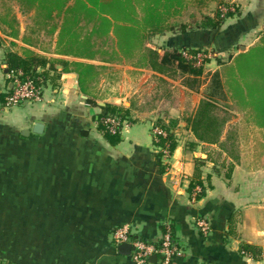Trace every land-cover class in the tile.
I'll return each instance as SVG.
<instances>
[{"label": "crops", "instance_id": "crops-1", "mask_svg": "<svg viewBox=\"0 0 264 264\" xmlns=\"http://www.w3.org/2000/svg\"><path fill=\"white\" fill-rule=\"evenodd\" d=\"M26 8L0 0V263L134 264L111 237L127 225L132 239L152 244L172 228L179 252L172 264H264V129L245 95L207 96L211 75L221 70L216 51L233 59L257 45V18L247 13L215 31L147 38L144 47L159 56L184 53L192 74L167 64L158 72L58 55L57 32L47 33ZM200 49L214 56L203 68L195 65ZM7 53L49 62L36 68L47 77L41 102L5 106L12 90ZM77 64L97 71L85 93ZM203 101L223 121L213 141L191 131ZM107 105L126 116L114 137L100 127ZM161 123H172L170 130Z\"/></svg>", "mask_w": 264, "mask_h": 264}, {"label": "trees", "instance_id": "trees-1", "mask_svg": "<svg viewBox=\"0 0 264 264\" xmlns=\"http://www.w3.org/2000/svg\"><path fill=\"white\" fill-rule=\"evenodd\" d=\"M28 9L34 11L39 26L47 33L57 32L56 53L77 59L102 61L105 63L124 61L135 65L147 64L153 70L167 64L179 69L182 73L196 74L185 57L176 51L159 56L156 51L144 47L148 37L163 33H184L193 30L192 23H179L178 18L189 6H200L205 0H18ZM228 10L223 14L216 11L215 16L203 17L195 29L215 31L224 22L225 17L231 16ZM232 56H229L231 60ZM8 74H21L22 79H29L42 89L46 80L45 74L36 73L37 67H44L49 62L42 57L28 55L19 57L12 53L6 54ZM63 69L68 63L61 62ZM79 65L78 86L85 93L86 85L97 75L92 65ZM220 72L210 77V99L230 98L241 99L243 95L251 101V106L257 116V126L264 129V36L259 43L246 52L237 54L229 64L220 63ZM50 69L55 70L49 64ZM160 68V67H159ZM197 69V68H196ZM200 69V68H199ZM195 76V75H194ZM225 89V90H224ZM95 105L92 100H87ZM214 106L209 101L200 103L191 131L200 141H213L220 132L223 121L211 116ZM263 108V109H262ZM261 109V110H260ZM101 114L100 127L106 136L110 134L103 124L106 118H113L122 126L126 116L120 109L105 106ZM172 124V123H170ZM170 124L161 125L164 131L170 130ZM120 130V127H118ZM118 133V132H117ZM209 133V136H207ZM216 135H215V134ZM173 147L171 136L163 138ZM160 144V143H159ZM172 228L170 237L173 239ZM159 246V242L154 244ZM1 264V263H0ZM10 264V263H5Z\"/></svg>", "mask_w": 264, "mask_h": 264}, {"label": "built area", "instance_id": "built-area-1", "mask_svg": "<svg viewBox=\"0 0 264 264\" xmlns=\"http://www.w3.org/2000/svg\"><path fill=\"white\" fill-rule=\"evenodd\" d=\"M227 10L221 8L224 14ZM184 57L186 55L182 54ZM204 56L197 54L195 56V65L199 66L203 62ZM9 79L12 81V90L6 98L5 106L8 108L15 107L21 104H37L42 101V89L38 88L35 83L29 79H22L21 74H9ZM103 124L107 126L110 134H117L118 127H121L119 122L113 118H106ZM154 134L164 136V132L158 128H154ZM201 231L206 233L208 227L202 222L198 223ZM112 242L114 245L129 244L130 257L134 264H148V259L151 256H156L158 264H172L173 259L179 256V252L170 237V228L166 227V232L156 247L152 243H146L140 239H132V232L129 226L124 225L116 228L112 232Z\"/></svg>", "mask_w": 264, "mask_h": 264}, {"label": "rangeland", "instance_id": "rangeland-1", "mask_svg": "<svg viewBox=\"0 0 264 264\" xmlns=\"http://www.w3.org/2000/svg\"><path fill=\"white\" fill-rule=\"evenodd\" d=\"M221 8H225L226 10L232 13L231 16L225 17L224 22L222 23L221 26H223V24H225L230 19L237 20L239 19L240 16H242V14L246 15L247 13H250L252 14V16L257 18L258 21L257 27L259 28L260 31L258 30L259 32H257L256 34L259 35L262 34L260 39L264 36V0H205L204 3L200 6L193 5L187 7V9L183 12L181 17L178 18V22L184 24L192 23L193 30H199V29H195L196 24L201 23L203 17L215 16L216 11L218 10L221 11ZM194 22L196 24L193 25ZM260 39L257 41V43H259ZM242 42H246L247 44H250L252 41L247 40ZM234 50L237 49L236 48L233 49L232 54L235 53ZM181 52L182 50L179 51V53ZM216 52L217 53H215L216 54L215 58L217 60H221L220 63H227L229 61L227 54L222 55V53L218 54V51ZM198 54L204 56L203 62L201 64L202 68L204 67L203 65L206 62H209V60L214 59V56H212L210 52H207L206 50L203 49H200L198 51ZM261 119L262 117H259L257 120H260L261 122Z\"/></svg>", "mask_w": 264, "mask_h": 264}, {"label": "water", "instance_id": "water-1", "mask_svg": "<svg viewBox=\"0 0 264 264\" xmlns=\"http://www.w3.org/2000/svg\"><path fill=\"white\" fill-rule=\"evenodd\" d=\"M243 49V48H242ZM78 96H79V98L80 99H82V100H84L85 99V97L84 96H82V95H80V94H78ZM99 107H104V104H102V103H98L97 104ZM105 112V111H104ZM42 125L41 124H35L34 126H33V129H32V131L34 132V133H36V134H39V133H41V130H42ZM117 249H118V251L120 252V253H128L129 251H130V245L129 244H120L118 247H117ZM150 261L151 262H155V260H156V256H151L150 258Z\"/></svg>", "mask_w": 264, "mask_h": 264}]
</instances>
